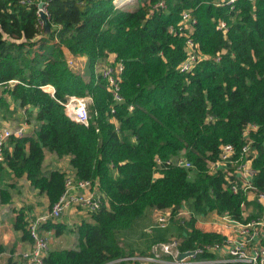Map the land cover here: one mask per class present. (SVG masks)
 Returning <instances> with one entry per match:
<instances>
[{
  "label": "trees",
  "instance_id": "trees-1",
  "mask_svg": "<svg viewBox=\"0 0 264 264\" xmlns=\"http://www.w3.org/2000/svg\"><path fill=\"white\" fill-rule=\"evenodd\" d=\"M22 1L0 0V54L44 32L36 4ZM133 4L49 0L46 34L56 39L51 54L28 69L0 59V106L10 98L21 108H36L33 133L9 139L12 146L4 148L0 169L5 165L15 176H25L45 193L50 208L63 192L66 172L43 173L46 149L68 155L73 175L96 182L103 195L90 220L76 225V247L49 250L45 264H125L110 263L135 252L118 233L149 208L177 212L187 203L190 215L177 224L182 250L221 239L218 231L199 227L197 215L228 213L245 221L262 214L255 199L230 189L226 173L210 174L208 168L224 144L232 145L239 159L243 132L255 126L248 131L256 150L252 182L256 193L264 191V0ZM184 10L195 19L190 37L201 54L189 72L177 68L185 58L186 30L170 31H177ZM220 21L225 31L217 28ZM66 52L86 58L87 76L68 66ZM108 61L123 65L121 101L113 100L106 80L95 71ZM44 85H52L53 93ZM71 94L90 96L87 125L65 114L61 102ZM180 154L191 167L165 163ZM27 224L16 225L24 239H30ZM40 228L60 234L65 227L49 220Z\"/></svg>",
  "mask_w": 264,
  "mask_h": 264
},
{
  "label": "built area",
  "instance_id": "built-area-1",
  "mask_svg": "<svg viewBox=\"0 0 264 264\" xmlns=\"http://www.w3.org/2000/svg\"><path fill=\"white\" fill-rule=\"evenodd\" d=\"M49 0H23V3H35L37 6L38 22L40 27L44 23L39 17V11H43L47 18V4ZM234 0H228L232 3ZM43 2L42 7H38V3ZM117 7H127L133 5L135 0H112ZM162 6V3H158ZM195 19L191 17L190 11L184 10L181 14V20L178 22L177 31L171 29L172 33L183 34L185 36L184 51L185 58L179 63L177 68L180 71L189 72L201 58L197 44L192 40L190 34L192 32ZM217 28L225 31L226 26L220 21ZM218 60V57L216 58ZM68 66L74 68L73 58L67 59ZM123 69L121 62L108 61L96 66L95 71L102 76L108 85V90L115 101H121L120 96V75ZM46 91L53 93L52 85H44L42 87ZM90 96L67 95L65 100L61 102L65 114L73 121L87 125L90 119L88 112V104ZM132 106H130V109ZM113 111V109H112ZM25 124L20 125H4L0 127V162L3 161V150L7 146L10 138H21L25 133ZM255 126H248L244 132V143L240 147L239 159L235 158V148L230 144H224L220 147L218 159L209 162L208 173L212 174L217 170L226 173L228 186L233 192L242 190L246 193L247 198L255 199L262 207V214L257 218L240 221L232 218L228 213L213 216L218 219L219 225L223 232L221 239L208 244H202L191 249L182 250V236H173L163 242L154 243L152 248L146 253L134 252L124 257L115 259L110 263L120 261L125 264H219V263H236V264H264V191L256 193L254 191L252 178L254 170L251 163L256 155V150L252 146V141L248 138V131ZM246 153L250 154L249 156ZM159 166L162 161L155 159ZM179 167H191V163L180 154L165 162ZM234 165V170L229 171V165ZM157 174V173H156ZM155 174V175H156ZM231 178H234L233 180ZM103 195L97 188V183L86 179H77L74 175L66 174L64 179V189L59 198L52 206L42 215L29 220L27 230L30 237V246L21 251L20 264H45L44 258L50 250L51 231L40 228L41 223L49 220L56 221L69 208H77L85 210L89 215L96 212L102 201ZM155 226L158 228H167L169 221L174 216H179L182 209L173 212L172 208L157 210ZM246 209H244V216ZM190 214V211H188ZM196 217V216H195ZM185 220V219H184ZM184 220H181L183 222ZM210 253V256H204ZM181 254H183L181 256Z\"/></svg>",
  "mask_w": 264,
  "mask_h": 264
},
{
  "label": "crops",
  "instance_id": "crops-1",
  "mask_svg": "<svg viewBox=\"0 0 264 264\" xmlns=\"http://www.w3.org/2000/svg\"><path fill=\"white\" fill-rule=\"evenodd\" d=\"M46 32L44 31L40 35H37L31 43L17 42L9 46L0 54V59L13 63L18 68L23 69L39 65L51 54L56 44V39H51ZM66 58H73L75 65L86 64L83 57H74L67 53ZM5 110L11 115H19L20 121L12 123L9 119L4 118ZM35 113L36 108H21L10 98H7L6 104L0 106V127L4 125L25 124L24 136L30 135L35 128L33 120ZM11 146L10 141H8L6 147L10 149ZM44 155L42 171L45 175L54 169L64 171L68 175H73L74 171L69 164L70 157L68 155L58 157L46 149H44ZM2 197H5L7 200L2 202ZM48 209V199L45 193L33 187L25 176L17 177L7 166L3 165L0 169V264L21 263L20 253L30 246V239H24L22 237V229L16 228V225L28 223L29 220L44 214ZM157 213L156 209L149 208L140 219H146V222L150 219L153 220V216L157 217ZM85 216L87 217L85 218ZM83 220H90V215L85 210L77 208L66 210L58 220L54 221L64 225L65 228L62 233L56 234L50 230V250L76 247V225ZM156 230L159 234L157 236H150V243L160 242L157 238L163 235L161 234L163 230H158V228Z\"/></svg>",
  "mask_w": 264,
  "mask_h": 264
},
{
  "label": "rangeland",
  "instance_id": "rangeland-1",
  "mask_svg": "<svg viewBox=\"0 0 264 264\" xmlns=\"http://www.w3.org/2000/svg\"><path fill=\"white\" fill-rule=\"evenodd\" d=\"M133 5H129V8H133ZM86 61V58H85ZM74 69L77 71H81L84 73L85 76L88 75V72L86 70V64L81 65H75L74 63ZM5 115L4 118L9 119L10 122L17 123L19 122V115H11L7 110L4 111ZM29 116V115H28ZM30 120V119H29ZM247 156L250 154L246 153ZM156 174L155 176H157ZM184 213H182L179 216H174L170 219L168 227L167 228H158L155 226L156 222V216H153V220L150 219L146 222V219H138L129 230L127 231H121L118 233L119 240L123 243V245H128L132 248H134L135 252L138 253H146L152 248V245L154 243L158 242H151L150 243V236L154 235L157 236L159 232H156V228L158 230L162 229L163 232H161V236L157 238L160 240V242L168 240L170 237L173 236H180L182 231L179 230L178 222H181V220H186L189 217V208L187 203H184L182 207L180 208ZM248 213V209H246L245 214ZM87 216H85L86 218ZM197 225L203 229H212V230H218L220 232H223L221 229L218 219L213 216V214H205V215H197ZM69 233V232H67Z\"/></svg>",
  "mask_w": 264,
  "mask_h": 264
},
{
  "label": "water",
  "instance_id": "water-1",
  "mask_svg": "<svg viewBox=\"0 0 264 264\" xmlns=\"http://www.w3.org/2000/svg\"><path fill=\"white\" fill-rule=\"evenodd\" d=\"M43 2H39L38 3V7H42ZM39 17L41 18V20L43 21L44 25H43V30L44 31H48L49 30V22H48V18L46 16V14L43 11H39ZM183 254H181L182 256Z\"/></svg>",
  "mask_w": 264,
  "mask_h": 264
}]
</instances>
